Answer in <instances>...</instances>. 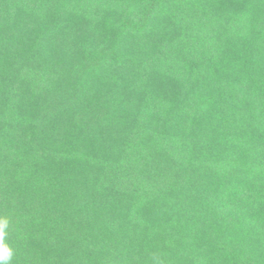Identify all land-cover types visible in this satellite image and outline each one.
Instances as JSON below:
<instances>
[{"label": "trees", "instance_id": "1", "mask_svg": "<svg viewBox=\"0 0 264 264\" xmlns=\"http://www.w3.org/2000/svg\"><path fill=\"white\" fill-rule=\"evenodd\" d=\"M11 264H264V0H0Z\"/></svg>", "mask_w": 264, "mask_h": 264}, {"label": "clouds", "instance_id": "2", "mask_svg": "<svg viewBox=\"0 0 264 264\" xmlns=\"http://www.w3.org/2000/svg\"><path fill=\"white\" fill-rule=\"evenodd\" d=\"M8 229L9 218L0 215V264H11L14 256L13 249L6 243Z\"/></svg>", "mask_w": 264, "mask_h": 264}]
</instances>
